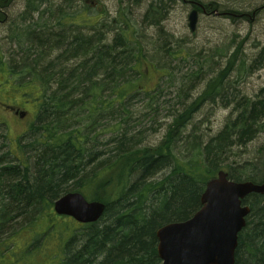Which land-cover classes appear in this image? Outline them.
Returning a JSON list of instances; mask_svg holds the SVG:
<instances>
[{
  "label": "trees",
  "instance_id": "16d2710c",
  "mask_svg": "<svg viewBox=\"0 0 264 264\" xmlns=\"http://www.w3.org/2000/svg\"><path fill=\"white\" fill-rule=\"evenodd\" d=\"M23 2L22 19L38 11L34 0ZM154 10L150 5V14ZM82 12L59 17L54 27L47 22L39 26L40 31L34 20L35 30L12 35L18 43L27 38V51L18 64L10 66L5 79L17 80L20 66V71L30 69L32 85L25 83L24 90L14 91L32 101L35 118L15 145L0 126V264L22 262L17 242L22 233H33L26 253L37 252L48 232L49 237L56 234L49 220L56 216L54 203L73 192L104 203L106 209L97 223L71 221L84 231L67 229V236L58 233L54 251L61 255L49 249L52 264H161L157 231L190 219L202 206L207 182L219 171L229 169L230 179L236 182L264 180V146L255 161L223 166L233 146L245 147L257 132H264V88L253 101L239 99L240 92L226 82L229 71L224 69L211 78L206 95L212 105L220 101L235 110L216 136L199 142L200 136L192 130L197 129L192 104L168 125L158 146L141 147L142 134L128 127L133 120L129 105L142 95L149 98L150 107L158 104L164 97L159 82L167 78L173 86L174 76L163 72L158 74L160 81L145 87L142 82L150 78L142 66L149 63L134 27L124 23L111 39ZM69 26L76 31L68 33ZM65 28L66 33L58 31ZM163 48L159 51L172 58L183 52ZM228 64L230 69L236 67L231 58ZM237 71L247 74L244 62ZM198 79L201 69L182 78L177 91L180 100L187 102ZM116 116L119 121L108 128L115 136L102 145L100 139L107 134L102 122ZM191 138L196 141L190 149L184 143L187 156L176 153L177 143ZM104 146L112 148L107 151ZM166 170L165 177L155 180ZM243 205L251 212L239 237L236 264H264V195L252 194ZM45 220H49L47 226L41 223Z\"/></svg>",
  "mask_w": 264,
  "mask_h": 264
},
{
  "label": "rangeland",
  "instance_id": "374dc122",
  "mask_svg": "<svg viewBox=\"0 0 264 264\" xmlns=\"http://www.w3.org/2000/svg\"><path fill=\"white\" fill-rule=\"evenodd\" d=\"M158 1L44 0L40 3V0H37V2L34 0L33 3L38 9V13L34 11L33 18L38 24L37 30L39 31L42 29L39 26L45 25L47 22H49V26L54 27L57 21L60 20L59 17L66 14L69 16L81 14L83 10H85L84 14L92 19L91 22H98L97 28L101 27L111 39L117 30L124 28L122 26L124 23L127 22L133 26L136 31L135 35H137L136 40L138 39L144 47V53L149 63L148 65L145 63L142 66L147 70L146 74H149L150 78V80L145 78V81L142 82V84L146 83L145 87H152L154 83L158 82V74H165L163 73L164 66L170 68L174 76V85H170L167 82V78L163 79L161 77L163 80H159V84L164 91V97L160 99L158 104L150 107L148 105L149 98H144L142 95L129 105L128 112L133 114V120L128 124V127L132 132L142 134L141 147L158 146L164 140L168 125L173 119L182 115L184 107L191 104L196 98L199 100L204 97L202 92L205 95L211 78L217 76L224 69L229 71L226 82L235 85L240 92L239 99L245 97L253 101L260 90L264 88V0H175L173 2L171 0H162L161 4H157ZM6 3H10L8 7L10 10L6 11L7 17L10 20L12 18L10 21L12 22L16 12L18 13L20 9L23 10L24 2L23 0H6ZM33 5L32 7L34 8ZM150 5L155 8L151 14L149 12ZM198 7H202L205 11L198 12L199 19L196 31L192 32L188 18L191 11L194 9L198 10ZM62 9H64V12ZM165 9H167L166 15H164ZM147 16L149 18H146ZM3 18L4 16L0 15V22H5ZM28 22L30 21L28 20ZM73 27H67L69 28L68 33L76 31V28ZM32 30H34V27ZM65 30L67 29H58V31L66 33ZM10 34L14 33L8 23L0 26V54H5L11 66L20 62V57L24 54V50H21V47L26 46V40L23 38L22 43H20L21 46L18 42L15 45L8 37ZM166 40L169 41L167 45L165 44ZM178 46L182 48L183 52L174 58L159 51L161 47H164V50L170 49L173 53ZM221 54L223 57H220ZM230 58L232 62L236 63L235 68L232 67L230 69L228 64ZM242 62H244L247 74L244 71L242 73L237 71L238 65ZM161 67L162 69H160ZM157 69L161 72H158ZM200 69L201 79L196 81L198 85L189 91L190 98H188L187 102H183V98L180 100L177 93L180 81L184 76H189ZM28 81L26 79V82ZM4 89L12 95V98L9 99L10 104H21L23 99H27L22 93L9 89L7 84L4 85ZM1 100L6 102L5 97L1 98ZM18 108L26 112L24 119L14 116L4 106H0V126L8 134L11 141H14V145L16 144L15 141L22 139L26 135L35 118V107L32 103H29L26 107ZM234 110L233 105L228 108L220 101L212 105L209 100L202 110L195 114L194 118L195 128L197 129L192 128V130L200 136L199 142L202 139L207 142L210 138L216 136L224 128L227 118L234 114ZM118 121L119 119L116 116L102 122L107 131V134L100 139L102 145H105L111 136H115V134L108 132V128H112ZM188 129L191 132V127H188ZM90 136L93 137V134H90ZM195 141V138L187 139L186 142L180 141L176 145V153L182 157L187 156L188 153L184 143L190 149ZM262 146H264V132H257L256 137L247 143L245 147L233 146L231 157L223 166L229 165V167H232L231 164H233L234 167H237L238 165L255 161ZM111 148V146H108L104 149L109 151ZM228 170L225 171L229 173ZM168 173L169 170L161 172L155 180L162 179ZM49 220L54 222L55 231L53 232L56 234L50 233V237L47 235L43 245L37 249V252H25V247L30 245L27 243H32L33 233L26 231L19 235L17 239L19 246L18 258L22 262L17 264H52L49 257L57 247L58 233L67 236L69 233L65 232L67 229L84 231L83 227L73 225L71 221H75L71 218L55 216ZM49 220L41 223H45L47 226ZM56 225L60 227V230H57ZM43 231H46V229ZM49 249L52 252L49 253ZM55 251L53 254L58 253V256L61 255Z\"/></svg>",
  "mask_w": 264,
  "mask_h": 264
},
{
  "label": "water",
  "instance_id": "95a60500",
  "mask_svg": "<svg viewBox=\"0 0 264 264\" xmlns=\"http://www.w3.org/2000/svg\"><path fill=\"white\" fill-rule=\"evenodd\" d=\"M199 13L189 15L196 31ZM252 194L264 195V183L236 182L219 171L207 182L201 208L188 220L162 226L156 233L161 264H236L239 235L247 225L251 209L243 201ZM106 209L78 192L68 193L54 203V211L84 225L97 223Z\"/></svg>",
  "mask_w": 264,
  "mask_h": 264
},
{
  "label": "flooded vegetation",
  "instance_id": "af4514ba",
  "mask_svg": "<svg viewBox=\"0 0 264 264\" xmlns=\"http://www.w3.org/2000/svg\"><path fill=\"white\" fill-rule=\"evenodd\" d=\"M13 1V0H12ZM11 3V2H10ZM10 3L9 4H7L6 3V0H0V15H2V16H4V18L3 19H5V22H0V26L1 25H5L6 23H8L9 24V27H11V31L15 34V35H17L18 37H20L21 35H22V32L23 31H25V32H31L32 31V28L34 27V30H35V28H36V25H35V23L36 22H34V18H33V13L31 12L30 13V15H29V21L30 22H27L26 23V25H25V27L22 29L21 28V26L20 25H18V26H16V27H13V22H10L11 20H12V18H11V20L7 17V11L6 10H10L8 7H9V5H10ZM11 8V7H10ZM203 10V11H202ZM25 11V9L22 11L21 9H20V11L17 13L16 12V16H15V18L16 17H18L19 19H22V14L20 15L19 13H21V12H24ZM204 12L205 10L201 7V8H199L198 7V12ZM14 18V19H15ZM34 20H33V19ZM13 19V20H14ZM4 21V20H3ZM9 29V28H8ZM8 32V31H7ZM14 34H10V35H8V37H9V39L10 40H14V41H17V38H15V39H12V35H14ZM25 38V40H26V42H28V40H27V38L26 37H24ZM8 39V41H10ZM22 40H23V38H22ZM22 40H20V43L22 42ZM24 40V41H25ZM19 43V45L21 46V44ZM21 50H24V52L26 53V51H27V49H26V47H21ZM10 54V53H9ZM4 55V56H3ZM20 65V64H19ZM22 67L20 66L19 67V72L21 73V75H17V80H15V81H10V80H8V82H6V75H7V73L10 71V63L7 61V57L5 56V54L4 53H1L0 54V78H1V82H0V106H4L9 112L11 111L12 113H13V115L14 116H16V117H19V118H21V119H24L25 118V116H26V112L25 111H21L20 110V108H18V107H26L29 103L31 104L32 103V101L31 100H28V99H23L22 101L23 102H21V104L20 103H9V99H11L12 98V95L9 93V92H7V90L6 89H4V85L5 84H7V86H8V88L9 89H11V90H24L25 89V86H26V84H28V86L29 85H32V72H29L30 71V69L28 68V67H24V70L23 71H20V69H21ZM3 70V71H2ZM7 72V73H6ZM27 75H30V78H27ZM26 79H28L29 81L28 82H26ZM26 83V84H25ZM3 97H5V99H6V102H3L2 100H1V98H3ZM8 102V103H7ZM47 235H49V232H48V234ZM47 237V236H46ZM49 237V236H48Z\"/></svg>",
  "mask_w": 264,
  "mask_h": 264
},
{
  "label": "bare ground",
  "instance_id": "6f19581e",
  "mask_svg": "<svg viewBox=\"0 0 264 264\" xmlns=\"http://www.w3.org/2000/svg\"><path fill=\"white\" fill-rule=\"evenodd\" d=\"M33 19V18H32ZM28 20H29V17L28 18H25V19H19L18 17H16L12 22H13V27H16V26H18V25H20L21 26V28L23 29L24 27H25V25H26V23L28 22ZM13 41V43L16 45L17 44V42L16 41H14V40H12ZM177 50H182V48H180L179 46L177 47ZM163 70H164V72H166V73H168V74H172L171 73V70H170V68L169 67H163ZM197 86V85H196ZM195 86V87H196ZM194 87V88H195ZM193 88V89H194ZM192 89H190L189 91H191ZM206 92V91H205ZM202 94H203V96L204 97H202V98H200L199 100H198V98H196V100H194V101H192L191 102V104H188V105H192V104H194V107H195V109H196V111H195V113L193 114L194 115V118H195V114H197L200 110H202V108L204 107V105L206 104V103H208L209 102V100H208V96L206 95V93H205V95H204V93L202 92ZM188 97L190 98V96H189V94H188ZM187 105V106H188ZM77 126H79V125H77ZM249 182H252L253 184H257V185H260V184H263L264 183V180L263 181H249Z\"/></svg>",
  "mask_w": 264,
  "mask_h": 264
}]
</instances>
